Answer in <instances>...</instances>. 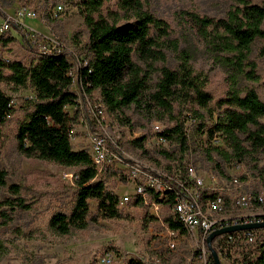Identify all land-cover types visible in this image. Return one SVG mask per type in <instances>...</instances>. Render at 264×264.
<instances>
[{
	"label": "rangeland",
	"instance_id": "1",
	"mask_svg": "<svg viewBox=\"0 0 264 264\" xmlns=\"http://www.w3.org/2000/svg\"><path fill=\"white\" fill-rule=\"evenodd\" d=\"M136 7H142L156 18L169 22L168 33L159 38L160 49L164 53L162 60H154L151 64L138 60L143 72L149 74L145 87L138 100L126 104L115 111L109 110L98 91L88 96L86 104L80 86L75 82L72 90L78 95L77 120L72 127V146L75 150L90 149L88 137V120L92 115L91 105L101 103L103 113L114 131L115 137L121 143L123 150L148 162L161 172H171L172 176L183 173L185 159L190 160L206 184H211V175L217 176L218 184L229 181L232 176H244L241 189L247 191H263L260 185L258 171L250 170L255 161L233 163L226 162L218 155L214 159L220 163L221 170H216L206 159L203 141L207 138V127L210 123L207 111H203L207 127L199 134L197 125L189 132L190 151L180 163L165 157L162 150L173 151L174 142L159 144L153 131V122H159L162 128L173 124L171 115L179 116L182 105L180 97L167 98L172 106V113L154 97L159 89L160 68L177 66V54L186 52L194 73L206 77L205 90L211 95L209 107L218 112L217 102L226 97L229 90V80L223 67L212 59L205 50L203 43L194 35L190 24L179 17L183 10L194 11L199 15L224 17L227 10L238 0H135ZM262 3L264 0H250ZM81 0H0V25L7 15H12L21 7L31 8L36 17L24 18L21 22L12 23L6 32L0 31V59L22 61L29 64L39 47L52 41L63 46L68 58L73 62L74 77L78 61L72 53L79 55L87 35L88 27L81 13ZM61 6L60 12L56 10ZM124 0H103L99 15L110 21L123 24L131 16ZM133 20V19H131ZM154 36L158 32H153ZM14 38V39H12ZM77 42V43H75ZM78 44V45H77ZM177 45V47L174 45ZM84 55V54H81ZM250 59L257 65V81L242 80L246 86L254 87L264 100V89L260 81L264 77V40L256 39L251 46ZM1 84L3 92L10 97L12 113L0 123V169L6 172V187L0 191V200L12 197L8 187L18 184L27 207L17 208L11 214L10 222L0 228V264H93L94 258L107 246L115 245L123 252H143L150 237L151 229H158L160 220H153L149 208L131 197V201L118 208V215L105 217L96 212V202L89 200L87 220L89 224L84 229H71L66 234L57 233L50 225L51 218L58 212L70 214L76 196L74 167H67L55 162L26 157L18 149L16 133L28 110L29 99L35 96L30 84L26 87L15 86L7 79V70L3 71ZM77 79V78H75ZM198 104L189 102L182 115L197 109ZM73 114L74 108H67ZM127 118L128 122H118V117ZM185 124V120H184ZM186 126L188 123L186 121ZM185 127V125H184ZM183 127V128H184ZM146 136L138 145L135 139ZM221 148H227L222 142ZM201 145V146H200ZM145 150V152H144ZM259 168H264V153L255 156ZM239 168H236L237 165ZM170 166V169L167 167ZM115 170V169H113ZM118 171V170H117ZM222 178V179H221ZM105 179V177H104ZM107 189L118 199L124 194H133L134 188L130 181L119 174V171L106 179ZM162 208L161 218L166 213ZM264 239L260 236L257 241ZM255 245L249 247L254 248ZM189 246L181 244L173 259L181 260L187 254Z\"/></svg>",
	"mask_w": 264,
	"mask_h": 264
},
{
	"label": "trees",
	"instance_id": "2",
	"mask_svg": "<svg viewBox=\"0 0 264 264\" xmlns=\"http://www.w3.org/2000/svg\"><path fill=\"white\" fill-rule=\"evenodd\" d=\"M124 2L130 5L132 14L125 23L118 24L99 15L103 0H81V13L88 27V35L79 55L72 53L78 61L75 73L81 91L88 96L98 91L112 111L138 100L149 74L142 71L137 61L151 64L154 60L163 59L159 38L168 33L170 26L168 21L156 18L146 9L132 6L137 1ZM178 15L190 24L207 53L223 67L229 80V90L226 97L217 102L218 112H215L209 107L212 98L205 90L206 77L194 73L186 52L177 54L176 67H161L159 89L154 97L170 113L173 108L167 98L177 95L182 99L179 116L171 115L173 124L162 132L176 143L177 148L161 152L180 163L189 153L182 112L189 102H195L198 108L189 111L196 117L199 134L207 127L205 116L208 115L210 123L207 135L216 133L227 144V148L200 145L212 167L222 172L220 163L214 159L215 155L233 163L245 162L249 158L255 161L250 170L258 171L260 185L264 187V168L258 167L255 158L259 153H264V100L254 87L242 83L243 79L255 82L258 78L257 65L249 56L253 42L256 39L264 40V1L253 3L238 0L224 17L199 15L187 10ZM153 32H158V35L154 36ZM4 70L8 71L7 79L15 86L26 87L30 84L35 93L34 98L28 100V110L17 128L16 141L20 153L76 170L73 209L69 215L63 212L54 214L51 227L59 234H66L74 228H86L89 224V200L96 202L97 214L117 216L118 197L107 189L105 181L118 171L109 169L97 178L96 168L87 150H75L69 138V131L77 120L78 95L72 90L74 75L70 71L73 70V62L66 51H37L29 64L0 59V123L13 111L10 97L1 89ZM260 83L264 89V77ZM70 107L74 108L73 114L67 110ZM117 120L129 123L127 118L120 116ZM145 139L146 136H141L134 142L141 145ZM167 168L170 169V166ZM6 175L0 169V191L6 187ZM8 191L12 197L0 200V228L10 222L11 214L17 208L27 207L18 184L10 185ZM166 202L169 203V200ZM166 221L170 227L179 226L170 218H166ZM255 250L256 257L251 264H264V239L256 242Z\"/></svg>",
	"mask_w": 264,
	"mask_h": 264
},
{
	"label": "built area",
	"instance_id": "3",
	"mask_svg": "<svg viewBox=\"0 0 264 264\" xmlns=\"http://www.w3.org/2000/svg\"><path fill=\"white\" fill-rule=\"evenodd\" d=\"M56 10L60 12L61 6ZM34 17L36 13L33 9L18 8L14 14L4 18L0 31L6 32L12 23ZM63 48L58 42L52 41L39 47L38 51L51 53L59 52ZM70 74L74 75L73 70ZM75 78L77 77H74V83H78ZM82 94L86 104L90 105L89 97L83 92ZM90 107L92 118H87L90 149L86 150L96 168V177H102L109 169L118 170L121 176L132 183L134 193L122 195L118 199L117 207L122 208L131 201V197H136L148 206V216L151 219L160 220L158 229L150 230L151 239L143 252H123L119 247L110 245L94 258L93 264H214L206 244L212 231L231 225L264 222V190L241 189L242 176H232L228 182L222 181L223 184L219 185L218 177L211 175V184H206L187 158L182 175L163 173L123 150L103 113L101 103H93ZM184 116L183 131L188 138L189 132L197 125V120L191 112ZM152 127L159 144L171 141L162 135L164 128L159 122H153ZM203 131L204 129L201 133ZM69 138L73 139L72 129L69 131ZM207 138L202 145L221 147L224 142L216 133L207 135ZM173 144L176 146V143ZM239 167L238 164L236 168ZM168 200L169 203L166 202ZM163 207L167 209L161 218ZM166 218L177 222L179 226L170 227ZM260 236H264V227L235 230L215 236L211 246L222 264H251L256 257V250L255 246L252 249L249 247L256 245ZM181 244L189 246L187 254L181 260L173 259Z\"/></svg>",
	"mask_w": 264,
	"mask_h": 264
},
{
	"label": "water",
	"instance_id": "4",
	"mask_svg": "<svg viewBox=\"0 0 264 264\" xmlns=\"http://www.w3.org/2000/svg\"><path fill=\"white\" fill-rule=\"evenodd\" d=\"M264 227V222L262 223H246V224H237V225H231V226H227L224 228H220L217 230L212 231L207 239H206V244L207 247L209 248V250L211 251V257L212 260L214 262V264H222L217 256L216 251L213 249V247L211 246V242L212 239L222 233H226V232H231V231H235V230H241V229H255V228H262Z\"/></svg>",
	"mask_w": 264,
	"mask_h": 264
}]
</instances>
